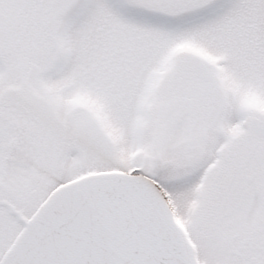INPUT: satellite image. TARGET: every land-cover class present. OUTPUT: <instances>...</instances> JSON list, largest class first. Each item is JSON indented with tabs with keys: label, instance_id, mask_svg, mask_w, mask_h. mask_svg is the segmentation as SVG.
<instances>
[{
	"label": "snow or ice",
	"instance_id": "1",
	"mask_svg": "<svg viewBox=\"0 0 264 264\" xmlns=\"http://www.w3.org/2000/svg\"><path fill=\"white\" fill-rule=\"evenodd\" d=\"M0 264H264V0H0Z\"/></svg>",
	"mask_w": 264,
	"mask_h": 264
}]
</instances>
